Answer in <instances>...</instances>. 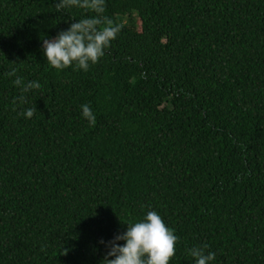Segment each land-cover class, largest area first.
<instances>
[{
    "label": "trees",
    "instance_id": "trees-1",
    "mask_svg": "<svg viewBox=\"0 0 264 264\" xmlns=\"http://www.w3.org/2000/svg\"><path fill=\"white\" fill-rule=\"evenodd\" d=\"M53 6L0 0V264H100L147 211L170 264H264V0H106L122 30L86 73L43 58L75 22ZM12 68L42 85L19 105Z\"/></svg>",
    "mask_w": 264,
    "mask_h": 264
},
{
    "label": "clouds",
    "instance_id": "clouds-1",
    "mask_svg": "<svg viewBox=\"0 0 264 264\" xmlns=\"http://www.w3.org/2000/svg\"><path fill=\"white\" fill-rule=\"evenodd\" d=\"M52 9L59 20L61 15H66L75 21L55 37L42 40L43 58L49 67L57 71L71 67L88 72L105 55V50L122 30L120 24L105 15L106 0H54ZM77 12L81 13L79 19L75 18ZM6 76L13 78L12 84L21 92L14 101L17 105L26 102L28 93L42 87L37 80L26 82L17 75L16 68L8 71ZM80 111L83 119L95 123L96 117L89 104H82ZM35 113V107H28L18 114L24 119H31ZM125 225L123 234L107 242H98L106 249L100 264H170L179 238L156 211H147L141 219ZM206 248L207 245L188 249L193 264H212L216 260V254L211 251L206 253Z\"/></svg>",
    "mask_w": 264,
    "mask_h": 264
}]
</instances>
